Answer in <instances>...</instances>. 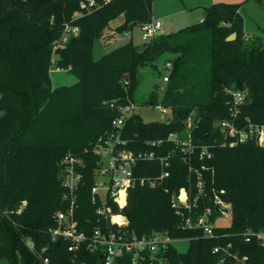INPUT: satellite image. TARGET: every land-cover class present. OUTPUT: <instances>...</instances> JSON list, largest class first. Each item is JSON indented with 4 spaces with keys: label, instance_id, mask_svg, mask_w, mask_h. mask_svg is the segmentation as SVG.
Segmentation results:
<instances>
[{
    "label": "trees",
    "instance_id": "trees-1",
    "mask_svg": "<svg viewBox=\"0 0 264 264\" xmlns=\"http://www.w3.org/2000/svg\"><path fill=\"white\" fill-rule=\"evenodd\" d=\"M85 1L0 0V264H45L44 258L49 264H103L99 252L84 246L75 254L68 243L52 238L55 214L67 206L63 178L69 163L63 157L84 158L85 167L76 168L82 174L76 218L90 233L103 223L91 202L101 166L95 149L107 147L119 108L132 103L128 98L135 96L141 68L167 54L172 69L163 97L154 96L151 106L169 108L170 119L144 122L135 114L121 130L126 146L117 149L155 153L156 160L138 163L139 177L158 176V158L169 157L168 192L136 186L123 209L113 204L114 213L124 215L137 235L167 232L188 240L186 253L171 246V264H240L229 257L220 263L223 255L213 254L215 246L228 244L249 264H264V246L244 240L247 231L264 229V145L251 139L223 147L219 127L222 121L264 125V36L245 34L238 4L215 3L205 8L204 21L178 35L160 33L143 44L131 39L95 60L94 41L109 23L124 15L119 31L131 33L153 20L154 0H96L97 9L76 18ZM66 23L79 33L55 49ZM234 33L236 39L228 41ZM54 68L70 72L77 82L55 88ZM230 90L247 93L235 118ZM189 136L194 145H214L211 159H193L198 172L190 170L177 145ZM181 189L191 201L200 196L197 211L183 208L178 214L172 207ZM215 194L231 204V225L216 228L217 238L208 239L184 224L208 207L216 210Z\"/></svg>",
    "mask_w": 264,
    "mask_h": 264
},
{
    "label": "built area",
    "instance_id": "built-area-1",
    "mask_svg": "<svg viewBox=\"0 0 264 264\" xmlns=\"http://www.w3.org/2000/svg\"><path fill=\"white\" fill-rule=\"evenodd\" d=\"M81 8L84 12H77L76 18L92 12L98 8V5L96 0H87L81 3ZM160 29V22L153 20L140 26L142 40L150 41L155 35L159 34ZM78 33L79 27L66 23L63 39L55 42L54 48L63 47L71 35H78ZM166 67L171 71V63H167ZM167 79L168 75L163 78L164 81H167ZM229 94L232 97L231 116L235 118L239 107L246 101L247 93L242 90H230ZM119 111L120 115L113 121L116 131L111 133L104 141L111 155V161L106 166L101 155V166L96 172V177H102L104 180L99 183L95 181L91 188V202L96 206L95 210L99 222L103 221V223H100L90 233L79 228L76 218L78 209L77 192L82 174L76 171L73 161L71 160L69 163L67 158V162L71 164L63 178V187L67 192L65 196L67 206L65 210L58 211L55 214L56 227L50 231L52 238L68 243V250L75 254L81 251L84 246L93 253L99 252L102 255L103 264H171L169 250L175 239L167 232L137 235L135 231L128 228L129 223L124 215L114 213L113 204L123 209L127 204L129 190L134 189L136 186L150 189L162 188L167 193L168 189L165 183L170 177L171 166L169 157H161L158 158L161 169L158 176L139 177L136 175L135 168L138 167V163L154 161L157 158L154 152L136 153L124 148L117 149V147H124L127 144L121 138L122 128L131 117L138 114L134 103L120 107ZM164 112L166 110H162V113ZM186 125L191 128L192 118L187 119ZM219 127L221 133L225 136V140L221 144L223 147H234L251 139L259 145H264V125L249 123L248 125L238 126L234 121H222L219 123ZM170 139L174 140L173 136ZM177 145L184 162L189 165L192 171L198 172V170L192 168L194 158L200 160L212 158L211 149L214 145H194L190 136L182 142H177ZM202 168L205 169V167ZM198 178L197 189L199 195H202L204 182L200 174ZM223 192L221 191V193ZM122 193L125 195L123 203L121 202ZM182 194H184V197H182ZM199 198L200 196H196L191 201L187 190L181 189L179 194L172 198V207L178 214L182 213L183 208L189 211L192 209L197 211ZM214 204L217 206L216 210L208 207L202 214H196L195 218L186 217L184 227L202 231L204 238H217L215 229L221 227L218 226V222L220 219L231 217L232 206L217 194L214 196ZM215 213L216 219L213 220L212 216ZM244 240L248 243L256 240L261 246H264V229L247 231L244 234ZM27 245L31 250L34 249V244L31 241H28ZM232 248V244L217 245L213 249V254L221 253L223 255L220 263H223L229 257L240 264H249L247 256L240 258L238 252L231 251ZM43 261L45 264H49L48 258H44Z\"/></svg>",
    "mask_w": 264,
    "mask_h": 264
},
{
    "label": "rangeland",
    "instance_id": "rangeland-1",
    "mask_svg": "<svg viewBox=\"0 0 264 264\" xmlns=\"http://www.w3.org/2000/svg\"><path fill=\"white\" fill-rule=\"evenodd\" d=\"M215 3L238 4L240 6V14L244 19V32L247 36L262 35L264 36V0H154L153 1V21L161 24V32L178 35L189 29L192 25L198 24L205 19V8ZM125 22L124 15L119 16L109 23L105 28L103 37L94 41L95 60H99L105 54L118 48L131 40L135 44H143L142 33L140 27H135L130 32H120L119 28ZM172 60V56L167 54L160 58L155 65H148L140 70L139 86L135 92L133 99L128 101L134 103L137 107V113L144 122L166 121L170 119V109L163 106H151V100L158 95L161 99L164 95L166 83L163 77L170 74L166 64ZM51 79L53 86H70L77 82V78L66 70L53 69L51 71ZM124 84V83H123ZM125 81V87H127ZM162 110L166 112L162 113ZM95 152L103 156L106 166L111 161V155L104 145H97ZM101 156V157H102ZM67 158L73 161V166L78 169L85 167L84 158L78 159L67 155L63 157V161L67 162ZM102 159V158H101ZM71 164H69L70 166ZM102 177H96L97 183L103 181ZM231 225V217L220 219L218 226L228 227ZM173 247L179 253H186L189 248L188 240H175Z\"/></svg>",
    "mask_w": 264,
    "mask_h": 264
},
{
    "label": "water",
    "instance_id": "water-1",
    "mask_svg": "<svg viewBox=\"0 0 264 264\" xmlns=\"http://www.w3.org/2000/svg\"><path fill=\"white\" fill-rule=\"evenodd\" d=\"M235 39H236V34L234 33V34L230 35L227 40L228 41H234ZM1 115H3V113H1Z\"/></svg>",
    "mask_w": 264,
    "mask_h": 264
},
{
    "label": "bare ground",
    "instance_id": "bare-ground-1",
    "mask_svg": "<svg viewBox=\"0 0 264 264\" xmlns=\"http://www.w3.org/2000/svg\"><path fill=\"white\" fill-rule=\"evenodd\" d=\"M182 197H184V194H182ZM124 198H125V195H124V193H122V197H121V202L122 203L124 202Z\"/></svg>",
    "mask_w": 264,
    "mask_h": 264
},
{
    "label": "crops",
    "instance_id": "crops-1",
    "mask_svg": "<svg viewBox=\"0 0 264 264\" xmlns=\"http://www.w3.org/2000/svg\"><path fill=\"white\" fill-rule=\"evenodd\" d=\"M159 33H164V32H161V31H160ZM130 35H131V39L133 40V36H132V34H130Z\"/></svg>",
    "mask_w": 264,
    "mask_h": 264
}]
</instances>
